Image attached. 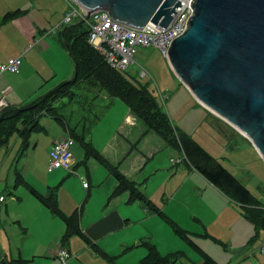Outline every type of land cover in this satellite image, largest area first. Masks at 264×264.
Listing matches in <instances>:
<instances>
[{"label": "crops", "instance_id": "crops-1", "mask_svg": "<svg viewBox=\"0 0 264 264\" xmlns=\"http://www.w3.org/2000/svg\"><path fill=\"white\" fill-rule=\"evenodd\" d=\"M67 9L66 0H0V69L15 57L19 56L22 60L18 73L0 70V103L3 102V106L28 105L45 95L37 94L42 93L50 81H54V84L60 80L52 86V90L75 77L63 80L72 73L76 75V62L68 48L61 43L59 29L50 33L61 25ZM16 10L24 12L13 19L3 20L7 13ZM176 77L169 73L164 76L169 83H163L166 98H174L171 109L166 111L174 127L190 136L238 180L242 171L250 173L254 181L257 180L246 162L248 156L261 161L262 157L254 144L201 105ZM82 86L96 91L104 107L112 109L117 105V98L108 96L96 87L81 83L75 89ZM75 95L76 92L72 97ZM162 101L166 102V99L162 98ZM181 105H186L188 109L183 111ZM117 109L122 113V122L113 134L85 129L80 135L76 127L65 123L63 117L51 118L66 125L67 134L62 137L78 135L91 142L152 202L186 230L217 264H264V252L261 250L264 231L258 238H252L256 233L255 225L245 217L243 206L192 167L179 147L170 145L159 133L149 130L128 106L118 105ZM203 123L209 128H202ZM58 139L44 146L48 149V156L41 162L45 176L25 173L24 163L20 168L21 156L11 155L14 149L9 153V143L0 147V195L6 196L4 190L12 195L9 202L6 199L0 204L4 212L0 213V217L7 220V230L2 224L0 228V247L5 250L0 259L2 262L63 264L59 251L65 249L69 254L65 264H111L105 255L116 257L117 264H138L148 252L147 247L141 244L150 242L163 255L182 252L187 264L188 261L191 264H204L201 255L148 206L142 202H129L130 194L127 191L112 196L117 180L95 158H86L81 142L80 147L74 143L72 148L73 171L63 167L50 170L47 160L50 159L51 147ZM119 139L123 142H119ZM39 141H31L27 150L36 148ZM173 148L182 153L184 165L178 166L181 160L175 159L179 156ZM8 162L7 173L12 177L13 173L16 174V178L21 174L40 193L46 195L50 189H56L60 209L66 215L79 212L80 228L88 241L74 235L64 242V221L52 214L27 186L21 185L19 187L24 189H19L16 179L10 182L11 178L4 176V167ZM19 169L21 172H18ZM85 180L87 185L84 184Z\"/></svg>", "mask_w": 264, "mask_h": 264}, {"label": "water", "instance_id": "water-1", "mask_svg": "<svg viewBox=\"0 0 264 264\" xmlns=\"http://www.w3.org/2000/svg\"><path fill=\"white\" fill-rule=\"evenodd\" d=\"M131 28L168 27L181 0H74ZM186 31L167 59L195 99L228 122L264 160V0H191ZM0 103V111L3 108Z\"/></svg>", "mask_w": 264, "mask_h": 264}, {"label": "trees", "instance_id": "trees-1", "mask_svg": "<svg viewBox=\"0 0 264 264\" xmlns=\"http://www.w3.org/2000/svg\"><path fill=\"white\" fill-rule=\"evenodd\" d=\"M22 10L7 13L3 20L7 21L22 14ZM89 30L83 21L64 26L59 30L60 41L68 48L76 62V75L72 80L64 81L54 89L25 106L9 104L0 111V147L9 143L10 139L17 135L21 139L20 152L23 154L31 144L33 133L40 132L44 128L40 120L44 116L62 118L55 106L56 102L64 97H72L74 89L85 83L90 87H96L104 91L108 96L123 101L129 109L140 117L149 130L159 133L172 146L179 147L187 162L207 178L213 185L219 188L226 196L238 204L241 203L245 217L255 225L256 233L252 237L258 238L264 231V200L256 198L251 191L228 171L219 161L213 158L202 146L190 136L180 132L163 109L153 89L146 83H134L126 77L125 71L111 67L105 57L88 42ZM79 140L84 148L86 158H95L117 180V185L112 196L123 192H129V202H142L148 208L163 218L172 230L193 247L202 257L204 264H217L205 251H203L190 237L188 232L181 228L159 206L152 202L145 193L133 181L128 179L118 168L110 163L91 142L84 137L71 135ZM25 185L29 191L52 214L62 219L66 225L63 241L67 242L72 236L79 235L86 240L79 219V212L66 215L59 207L56 189H50L44 195L27 183L21 174L17 175L16 187ZM229 187V188H228ZM88 241V240H86ZM141 245L147 247V254L138 264H174L182 255V252H172L163 255L158 248L150 243ZM106 259L111 264L116 263V257ZM0 264H6L0 261ZM17 264V263H16Z\"/></svg>", "mask_w": 264, "mask_h": 264}, {"label": "rangeland", "instance_id": "rangeland-1", "mask_svg": "<svg viewBox=\"0 0 264 264\" xmlns=\"http://www.w3.org/2000/svg\"><path fill=\"white\" fill-rule=\"evenodd\" d=\"M48 27L50 28V24L48 25ZM136 50L137 53L135 55V63L131 64L130 67L127 70H125L126 77L134 83H138V82L142 84L146 83L148 87L150 89H153L154 92L156 93L158 100L161 103L163 109L169 112V109H171L170 104L174 103V98L168 99V97L166 98V96L164 95L165 92L163 86L165 83L166 84L169 83L164 78V76L169 73L170 75H174L175 77L176 75L169 64L166 55H164L160 49L154 46H138ZM142 69H145L148 72L147 77L142 75ZM8 74L9 73H7V75ZM74 76L75 73H72V75L70 76L67 75L63 80H69ZM59 81L60 80H58L54 84H53L54 81H50L49 82L50 84L46 85L43 92L42 93L39 92L37 95L43 93L46 94L48 91H50L52 86L57 84ZM37 88L38 87H36L35 89ZM75 92L76 95L74 97L72 98L64 97L59 101H57L55 104L59 115L63 117L65 123L70 125L71 127H76L80 135H82V133L85 132V129L87 130L98 129L101 132L106 131L109 134H113L114 129L117 127L119 123L122 122V113L117 109L118 105H121L122 107H127V106L123 102H120L119 100L116 99L115 101L117 105H114L112 109L110 107L106 108L103 106L100 97L97 96L96 91H91L85 88V86L75 89ZM162 98H164V100L166 99V102L165 101L163 102ZM181 106L183 107V111L185 109H188L186 105H181ZM139 119H140L139 121H142L141 118ZM40 125L44 128V130L34 133L31 137L32 143L40 139L38 145H36V148L31 147L24 154H19L20 139L18 138L17 135H14L8 144L9 153H11L12 150L14 149L11 155L21 156L20 168L24 163L25 165L24 172L25 173L31 172L33 176L35 174L45 176V170L44 167H42L41 162L45 158V156H48L47 154L48 149L46 150L44 146L47 145V143H49L50 141H53L55 138H61L62 136H65L67 134V130L65 129L66 125L62 124L61 121L57 120L56 118L44 116L41 119ZM202 128H209V125L203 123ZM119 142H123V140L119 139ZM75 143L76 146L80 147L81 144L79 140H75ZM173 151L175 152V154H178L179 156L175 159L181 160L178 166L184 165L185 163L183 162L182 153L175 148H173ZM246 162L248 163L249 169L255 173L257 180L254 181L253 176H251L250 173L244 171L240 173L239 179L242 181V183L245 186H247V188L253 193L254 196H257L260 198V200H262L261 198H264V161L262 158L261 161L260 160L256 161L252 156H248ZM47 163L49 168V159L47 160ZM9 164L10 162H8L7 165L4 167V171H5L4 176H7L9 179L11 178L10 182H12V180L16 179V174L13 173V177H12L10 173H7L6 170ZM226 165L229 166V163L226 162ZM170 168L173 167L170 166ZM18 172H21L20 169ZM80 176L81 175H78V178L82 180ZM3 180L4 182L7 181L6 178H4ZM29 180H31V177ZM18 188L24 189V187H18ZM3 192L6 193V199H7L6 201L9 202L10 198H12V195H9L10 192L6 190H4ZM7 202L5 204H7ZM0 213L3 214L4 212L1 211L0 209ZM6 222H7L6 219L0 217L1 229H2L1 224H2L5 226L7 230ZM179 241L180 243H183L182 240ZM4 253L5 250L0 247V259L4 256ZM185 257L186 256L183 253V255L174 264H187V259H184ZM188 264H191V262L188 261Z\"/></svg>", "mask_w": 264, "mask_h": 264}, {"label": "built area", "instance_id": "built-area-1", "mask_svg": "<svg viewBox=\"0 0 264 264\" xmlns=\"http://www.w3.org/2000/svg\"><path fill=\"white\" fill-rule=\"evenodd\" d=\"M181 1L183 3L176 9L177 12L173 14V20L168 27L158 24L154 28L147 25L142 29H136L115 21L107 11L95 10L88 15V10L74 0H66L68 9L58 29L78 21L85 22L89 30L88 42L105 57L111 67L125 71L135 63L138 46H154L167 56L172 42L186 31L187 23L193 14L191 0ZM56 31V28L52 30V32ZM21 66V57H15L2 65L0 70L18 73ZM142 75H147L145 69H142ZM73 145L74 139L69 136L55 141L50 149V170L60 167L72 170ZM4 201L5 196L1 195L0 204ZM59 256L65 264L69 254L65 249H60Z\"/></svg>", "mask_w": 264, "mask_h": 264}, {"label": "bare ground", "instance_id": "bare-ground-1", "mask_svg": "<svg viewBox=\"0 0 264 264\" xmlns=\"http://www.w3.org/2000/svg\"><path fill=\"white\" fill-rule=\"evenodd\" d=\"M229 188V187H228ZM222 192V191H221ZM234 203V202H233ZM241 204V203H240Z\"/></svg>", "mask_w": 264, "mask_h": 264}]
</instances>
